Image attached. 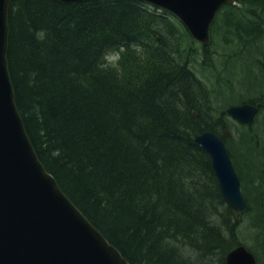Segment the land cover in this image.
I'll return each mask as SVG.
<instances>
[{
	"label": "trees",
	"instance_id": "trees-1",
	"mask_svg": "<svg viewBox=\"0 0 264 264\" xmlns=\"http://www.w3.org/2000/svg\"><path fill=\"white\" fill-rule=\"evenodd\" d=\"M235 2L208 47L140 0L9 4L7 65L28 138L129 264H224L240 244L260 264L240 238L245 216L264 255V0ZM250 50L257 82L237 69ZM243 103L259 106L250 126L225 112ZM204 131L225 142L247 202L241 215L194 142Z\"/></svg>",
	"mask_w": 264,
	"mask_h": 264
},
{
	"label": "water",
	"instance_id": "water-1",
	"mask_svg": "<svg viewBox=\"0 0 264 264\" xmlns=\"http://www.w3.org/2000/svg\"><path fill=\"white\" fill-rule=\"evenodd\" d=\"M61 4L87 0H53ZM176 17L202 46L210 43L216 14L234 0H141ZM0 0V264H128L61 191L38 160L17 111L8 66L7 11ZM251 104L231 106L226 113L250 124ZM195 143L210 158L219 192L235 213L246 210L239 177L222 139L207 131ZM225 264H256L243 245L228 252Z\"/></svg>",
	"mask_w": 264,
	"mask_h": 264
},
{
	"label": "rangeland",
	"instance_id": "rangeland-1",
	"mask_svg": "<svg viewBox=\"0 0 264 264\" xmlns=\"http://www.w3.org/2000/svg\"><path fill=\"white\" fill-rule=\"evenodd\" d=\"M255 57H256V54L254 53V50H250L249 52H247L245 54L242 64L237 65L238 70H240L241 66L243 65L244 71H243V73H241V74H243L242 78H241V80L243 82H253V81L257 82V71H255L252 74L247 69V66H250V64L255 59ZM256 122H257V120H256ZM247 223H248V217L245 216L242 218V224L243 225H242V230L240 233V238H241L242 242H244L245 244H249L250 246H253V248L257 252L260 264H264V255L262 254L260 249L257 247L258 244L255 243V239H254L255 234L253 233V231H251V228H250V226H248Z\"/></svg>",
	"mask_w": 264,
	"mask_h": 264
}]
</instances>
